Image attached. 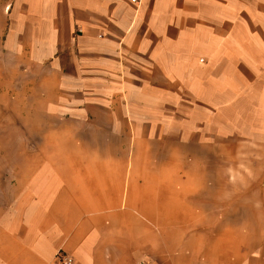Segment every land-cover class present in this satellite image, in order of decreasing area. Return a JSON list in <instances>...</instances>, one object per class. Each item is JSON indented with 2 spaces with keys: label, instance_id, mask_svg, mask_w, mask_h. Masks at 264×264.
I'll use <instances>...</instances> for the list:
<instances>
[{
  "label": "crops",
  "instance_id": "1",
  "mask_svg": "<svg viewBox=\"0 0 264 264\" xmlns=\"http://www.w3.org/2000/svg\"><path fill=\"white\" fill-rule=\"evenodd\" d=\"M3 62L0 264H242L197 224L210 158L264 190V0H0Z\"/></svg>",
  "mask_w": 264,
  "mask_h": 264
},
{
  "label": "rangeland",
  "instance_id": "2",
  "mask_svg": "<svg viewBox=\"0 0 264 264\" xmlns=\"http://www.w3.org/2000/svg\"><path fill=\"white\" fill-rule=\"evenodd\" d=\"M9 63H0V70H8ZM10 127L0 124V134L8 132ZM25 128V127H23ZM229 149H233L229 148ZM225 189H217V183L222 182V174L218 175L216 160L210 158V185L211 189L208 191L210 201L213 199L223 198L225 206H216L215 212L223 214L222 220H211L207 223H198L199 228L207 225L208 229L225 230L227 236L224 244L226 246L240 244L242 246V264H247L250 261V253L259 252L262 256L264 252V190L258 188L256 180L250 179V175H237L239 178L234 180L235 175L232 173L230 163L226 161ZM237 182L240 190H234L232 182ZM214 186V188H212ZM200 198V197H199ZM236 201V205L235 204ZM240 201V204H237ZM213 205L210 206L213 211ZM211 211V212H212ZM195 227L194 229H197ZM206 228V226H205ZM236 232V238L230 233ZM230 232V233H229ZM261 252V254H260Z\"/></svg>",
  "mask_w": 264,
  "mask_h": 264
},
{
  "label": "built area",
  "instance_id": "3",
  "mask_svg": "<svg viewBox=\"0 0 264 264\" xmlns=\"http://www.w3.org/2000/svg\"><path fill=\"white\" fill-rule=\"evenodd\" d=\"M131 1L134 2V3H138L140 0H131ZM63 262L65 264H70L71 263V260L70 259H63Z\"/></svg>",
  "mask_w": 264,
  "mask_h": 264
}]
</instances>
